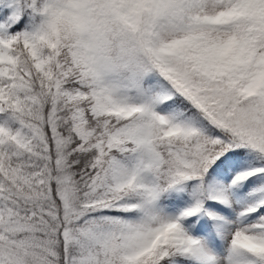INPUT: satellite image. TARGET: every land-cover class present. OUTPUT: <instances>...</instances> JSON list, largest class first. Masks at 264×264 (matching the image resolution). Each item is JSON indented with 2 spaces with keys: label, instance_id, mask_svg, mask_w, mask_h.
<instances>
[{
  "label": "snow or ice",
  "instance_id": "1",
  "mask_svg": "<svg viewBox=\"0 0 264 264\" xmlns=\"http://www.w3.org/2000/svg\"><path fill=\"white\" fill-rule=\"evenodd\" d=\"M0 264H264V0H0Z\"/></svg>",
  "mask_w": 264,
  "mask_h": 264
}]
</instances>
